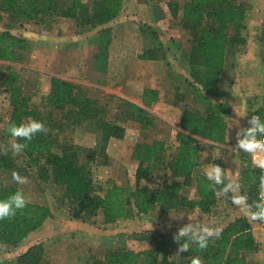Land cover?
I'll return each instance as SVG.
<instances>
[{"label": "rangeland", "instance_id": "374dc122", "mask_svg": "<svg viewBox=\"0 0 264 264\" xmlns=\"http://www.w3.org/2000/svg\"><path fill=\"white\" fill-rule=\"evenodd\" d=\"M94 1L96 0H83L90 7ZM188 1L125 0L127 8L123 9L118 17L124 19L129 16L130 24L124 25L119 20L114 26L109 23L96 29L83 26L72 19L59 17L48 19L44 24L22 20L12 21L0 10V32L10 31L24 37L31 44L22 63L0 62V65L12 67L19 72L22 91L24 95L31 98L32 108L40 109L46 116L49 115L47 112L52 114L48 120L49 133L59 139L57 151L62 145H73L79 149L78 163L86 166V170L90 172L95 183L102 186L104 190L115 184L135 189L138 163L132 159V150L139 136L132 134L131 137L134 138L127 139L128 141L123 139L109 143L105 150L106 160L103 156L96 155L94 162H88V153L91 149L97 151L103 149V146L98 144L99 132L88 123L78 127L60 125L61 114L55 111L52 113V108L47 107L45 102V98L50 93V79L57 77L80 87L88 96L98 100L100 105L108 107L109 114L106 117L113 121L114 115L123 103L122 95L129 91L138 93L141 87L151 85L152 83L145 78L149 74L154 76L165 74L164 81L161 82V79H158V82L155 80L154 83H162L166 103L179 105L180 110L187 105L192 109L204 111L205 100L200 97V94L213 98V101L216 98L214 95L206 94L208 92L198 83L196 72L184 59L187 58L190 50L191 35L181 27L180 21L183 7ZM237 1L244 4L247 9V26L244 31L246 40L253 43L256 38H261L260 42L264 43V0ZM137 5L143 8L140 10L136 8ZM143 24L152 27L159 37L158 40L163 44L160 51L164 53V60L161 62L165 66L173 67L169 70V74L166 73L167 70L162 71L160 66L149 69L152 64L149 62L145 64L138 57L139 54L136 56L140 48L143 46L144 49L152 40L150 33L146 36L141 35ZM107 29L112 31V42L114 39L118 42L113 47L112 69L109 74H103L94 68V56L98 46L96 39L101 31ZM132 40L136 43L135 45L124 44ZM238 47L241 51H235L236 49L230 51L227 71L222 76L219 74L217 82L220 91L225 93L223 101L229 103L230 107L235 106V113L238 116L241 113L245 116L240 118L235 114L234 117L230 111L225 119L228 123L229 119H238L240 127L247 128L250 127L247 123L248 119L259 109H264V64L261 63L260 58H252L248 46ZM128 53L131 54V64L128 62V69L131 67V70H128L129 77L123 78L122 58L125 54L128 56ZM141 73L143 76L140 75ZM198 75L201 79L206 77L203 70H198ZM182 76H187L186 81L189 82L184 83ZM196 89H200L202 93L199 94ZM181 90L184 91L185 97L179 98V102L176 103L173 100L178 98L176 93L180 94ZM10 111L8 97L4 94L0 95V152H11L16 163L26 168L27 173L18 174L25 179V183L20 184L13 180L15 172L0 169V182L7 187L20 189L29 202L48 206L51 217L42 228L29 235L19 247L0 246V264H17L16 259L19 255L38 244H41L44 249V259L47 264H98L97 262L104 260L109 251L142 252L151 249L155 247L156 237H175L178 230L189 222L219 229L221 232L239 218L247 219L255 227L256 232L258 250L247 255V264H264V223H259L258 220L253 221L248 212L242 211L241 206L233 202L241 196L245 197L244 195L248 193L246 191L244 194L245 190L239 183V177L243 161H248L250 157L249 153L242 152L237 147V128L229 129L230 138L224 146L199 142L202 152L201 164L195 175L206 173L213 165H218L223 170V183L218 193V204L210 214H205L199 209L178 210L170 213L156 210L147 215H138L134 212L129 218L108 224L104 221L102 214L87 213L82 218L74 219L76 206L65 197L63 188L51 182L40 181L36 169L30 167L21 154L13 153L11 149L13 142L1 136ZM178 117L177 113L175 119H172L173 124L158 126L156 132L158 137L166 140L167 156L176 152ZM244 153L248 156L246 154L244 156ZM150 168L153 179L147 183V186H161L164 172L159 173V167L155 164ZM169 179L172 181L171 178ZM227 183L239 184V189L225 194L222 189ZM104 192L102 195L105 194ZM183 193L191 199H197L194 187H186ZM179 243L182 244V242ZM189 247L193 249L195 244H190ZM173 250V258L179 261L181 254L178 251L179 247ZM188 257L191 264L194 258L193 253L188 252L187 259Z\"/></svg>", "mask_w": 264, "mask_h": 264}, {"label": "trees", "instance_id": "16d2710c", "mask_svg": "<svg viewBox=\"0 0 264 264\" xmlns=\"http://www.w3.org/2000/svg\"><path fill=\"white\" fill-rule=\"evenodd\" d=\"M125 0H96L92 7L83 0H0V10L12 21L47 23V20L59 17L80 22L83 26L96 29L107 25L118 18L124 9ZM246 6L237 0H189L183 7L181 27L191 35V52L189 66L196 72L198 83L206 94L196 89L205 100L204 111L185 107L182 114L181 128L177 134V147L173 155H166V142L155 140L150 144L140 143L133 148L132 159L138 163L135 189L113 185L107 190L98 186L86 166L80 165L79 149L73 145L59 146V139L49 133L50 115L46 116L38 108L31 107V98L24 95L21 88V76L12 67L0 65V95L8 97L11 111L3 125L1 136L13 143L14 140L7 131L10 123L17 125L37 120L44 124L46 132L36 134L27 146L19 153L35 168L42 182H51L63 188L65 197L76 206L74 219L82 218L87 213L102 214L106 223H115L135 214L147 215L153 211L170 213L178 210L199 209L210 214L217 206L219 190L222 185L207 179L205 174L195 175L200 164L201 150L199 136L214 143L226 142L225 117L230 114L229 103L223 101L225 93L220 91L218 76L226 69L227 56L233 49L246 44L244 31L247 26ZM141 32L146 36L150 33L152 40L146 44L143 60L164 59L160 51L162 43L158 40L152 27L143 24ZM112 31H101L96 39L97 51L94 56V68L103 74L107 73L109 50L112 43ZM145 41V39H144ZM31 44L24 37L10 31L0 32V62L22 63L25 60ZM161 52V54H160ZM198 70L205 71L206 77L199 78ZM50 93L45 98L51 112L61 114L60 125L78 127L85 123L94 126L99 132L98 144L103 149H91L88 162H94L96 155L107 159L106 146L111 139L122 140L126 135L123 122L131 120L139 124L143 131L154 126L152 117L143 109L123 100L114 121L107 119L109 109L100 105L72 82L53 77L50 79ZM159 91L145 89L143 104L151 108L159 101ZM253 115L264 120V109H259ZM116 121V122H115ZM52 123V121H50ZM60 138V137H59ZM9 151L0 152V169L17 174L27 173L26 168L18 165ZM248 156L244 153V156ZM249 160L243 161L239 183L248 191L247 204L255 211V204L260 203V191L264 187V170L253 166L251 154ZM159 167L158 172H164L162 185L147 186L153 179L152 165ZM169 172V173H168ZM172 181H170V179ZM169 179V180H168ZM186 187H194L196 198L191 199L183 192ZM17 191L16 187H7L0 182V199H6ZM105 191V192H104ZM105 193L102 195V193ZM24 194V193H23ZM25 196V195H24ZM51 217L48 206L27 201L23 210L16 215L0 221V246L17 248L32 233L37 232ZM259 223L264 221L258 220ZM219 237L213 236L206 249L197 245L187 252H181L179 261L173 258L174 250L186 243V238L175 240L169 236L155 238V247L137 252L134 250L109 251L104 260L98 264H189L188 252L200 258L202 264H247V255L258 250V244L253 234L251 224L245 218H239L219 232ZM17 264H47L44 259V249L41 244L30 247L16 259Z\"/></svg>", "mask_w": 264, "mask_h": 264}, {"label": "clouds", "instance_id": "9594fccd", "mask_svg": "<svg viewBox=\"0 0 264 264\" xmlns=\"http://www.w3.org/2000/svg\"><path fill=\"white\" fill-rule=\"evenodd\" d=\"M236 114V113H235ZM237 117H245L243 113ZM247 123L250 127L242 128L238 119H229L228 130L230 128H237L236 139L237 147L242 152L256 153L264 152V139H258V137H264V120L258 115H252L248 119ZM8 133L14 140H22L25 143L16 142L11 144V149L14 154L21 153L27 146L26 142H30L33 137L42 132H46L44 124L37 120H29L27 123H21L17 125L15 122L9 124L7 128ZM260 166L264 168V161H261ZM223 170L218 165H213L206 172V177L210 181H214L216 185L223 183ZM13 180L17 183H25V179L18 174H13ZM264 183V182H262ZM239 189V184L227 183L222 191L228 193ZM235 204L241 206L242 211H246L250 214L253 221H264V203L255 204V211L251 210V206L247 204L246 197H239L233 201ZM27 205V200L22 191H17L6 199H0V221L13 217L17 211L23 210ZM219 229H212L207 226L189 222L178 230V234L174 237L177 241L181 238H186L187 242L180 244L179 252H187L190 244H195L199 249L203 250L208 247L209 240L214 235L219 237ZM191 264H202V261L198 257L192 258Z\"/></svg>", "mask_w": 264, "mask_h": 264}, {"label": "crops", "instance_id": "0c3cea01", "mask_svg": "<svg viewBox=\"0 0 264 264\" xmlns=\"http://www.w3.org/2000/svg\"><path fill=\"white\" fill-rule=\"evenodd\" d=\"M136 7V6H135ZM126 8H127V6H126V4H125V6H124V10H126ZM129 9H130V7H128ZM136 8H138V9H142L143 7L140 5H137V7ZM134 9V8H133ZM125 12V11H124ZM120 17H118L117 19H115L114 21H112L111 23H112V26H114V24H117L118 22H119V20L122 22V24H130V17L128 16V17H126V18H122V19H119ZM129 20V21H128ZM128 21V22H127ZM129 26V25H128ZM141 32V31H140ZM141 35H143L142 34V32H141ZM260 39L261 38H259V39H255V40H253V43H251V41H247L246 42V46H248V51H249V53H250V55H252V58H255L256 59V57H258V59L260 58L261 59V63L262 64H264V43L263 42H260ZM264 40V39H263ZM116 42H118V41H115V39H114V42H112L111 43V45H110V52H109V62H108V69H107V74H109L110 73V71H111V69H112V61H113V55H114V53H113V47L117 44ZM125 42V41H124ZM124 44H127V45H129V46H131V45H135L136 43L132 40V41H127V42H125ZM245 45H243V46H245ZM144 49H145V47H144ZM144 49H143V46L140 48V50L138 51V53L136 54V56L139 54V58H140V56L143 54V51H144ZM142 50V51H141ZM235 51H241L240 50V47L238 48V49H236ZM247 51V50H246ZM190 52H191V46H190V50H189V53H188V56H187V58H184V59H186L187 60V62H188V65H189V55H190ZM130 53V52H129ZM128 53V54H129ZM230 55H228L227 56V63H228V61H229V59H228V57H229ZM237 58H238V56H237ZM141 59V58H140ZM122 60H123V63H122V68H123V73H124V77L123 78H126V77H129V75H130V73H129V71L128 70H131V67L128 69V62H129V64H131V54H129L128 56H127V54H125V56L122 58ZM143 62H145V64L147 63V62H149L150 64H152L150 67H149V69H152L153 67L155 68V67H158V66H160V67H162V71L163 70H167L166 71V73L167 74H169L170 73V71L169 70H171L173 67H169V65L167 66H165V65H163V63L161 62V61H163L164 59H159V60H154V61H152V60H143V59H141ZM151 61V62H150ZM114 62V61H113ZM161 63H162V65H161ZM226 63V69H225V71L224 72H222L221 73V76H222V74L223 73H225L226 71H227V66H228V64ZM158 64V65H157ZM146 67L148 68V66L146 65ZM263 68V67H262ZM142 72V71H141ZM155 74V73H154ZM163 74H164V72H163ZM140 75H142L143 76V73H141ZM165 75V74H164ZM164 75H162V76H159V74L158 75H151V74H149V75H146L145 76V78H146V80L147 81H150V83H152L151 85H149V86H145V87H141L140 89H139V91H138V93L137 92H131V91H129V92H125L123 95H122V97L124 98L123 100H125V101H127V102H129V103H132V104H134V105H137L138 107H140L141 109H143L145 112H147L151 117H152V119H153V121H154V126L151 128V129H149V130H146V131H143L141 128H140V126H139V124H137V123H135V122H133V121H131V120H127V121H124L123 122V126L126 128V135H125V138H124V140H126V141H128V140H130V139H133L134 137H131V135L132 134H134V135H138L139 136V140L136 142V144H135V146L137 145V144H140V143H146V144H150V143H152V142H154L155 140H162V141H166L165 139H163V138H160V137H158V135L156 134V132L158 131V126H161V125H163V124H173V121H172V119H175V117H176V115H177V113H178V115H179V117H178V119H177V121H176V124H177V128H176V137H177V134H178V132L179 131H182V128H181V120H182V114H183V110H184V108L185 107H188L187 105H185L183 108H181V110H180V108L176 105V104H173V105H171V104H168V103H166L165 102V96H164V88L162 87V80L164 81L165 80V78L164 77H166V76H164ZM182 78H183V80H185L184 81V83H186V82H189V81H186V80H188L187 79V76L186 77H183L182 76ZM222 78V77H221ZM158 79H161V84H155L154 82H155V80H157V82H158ZM127 81V80H126ZM129 81H131L130 79H129ZM134 83V82H133ZM181 84V83H180ZM179 84V86H181ZM177 86V85H176ZM178 87V86H177ZM145 89H155V90H157V91H159V101L157 102V103H155V104H153V106L151 107V108H148V107H146L144 104H143V92H144V90ZM180 92V94L179 93H176L177 94V97L178 98H176V99H174L173 101H175L176 103H178L179 101V98H184L185 97V93H184V91H179ZM90 97V96H89ZM189 108H191V107H189ZM192 109V108H191ZM179 112H180V114H179ZM235 112H236V109H235V106L233 107H231V114H232V116L234 115V117H235ZM174 117V118H173ZM225 123H226V142L229 140V136H230V131L228 130V125H229V123L227 122V120H225ZM200 143L201 142H207V143H211V144H213V145H216V146H224V144H218V143H214V142H212V141H210V140H207V139H204V138H202V137H199V136H194ZM128 139V140H127ZM177 139V138H176ZM123 140V139H122ZM114 141H119L118 139H111V141H110V144L111 143H113ZM200 143H199V146H200ZM134 146V147H135ZM200 149V148H199ZM201 150V149H200ZM133 152V151H132ZM201 154H202V152H201ZM200 164H201V156H200ZM200 164H199V166H200ZM138 166V165H137ZM199 166L196 168V170L199 168ZM196 172V171H195ZM201 174H205L206 175V173H201ZM217 201H218V199H217ZM218 204V203H217ZM249 222V221H248ZM252 226V229H253V234H254V236H255V238H256V232H255V227H253V225H251Z\"/></svg>", "mask_w": 264, "mask_h": 264}, {"label": "built area", "instance_id": "2783aa9c", "mask_svg": "<svg viewBox=\"0 0 264 264\" xmlns=\"http://www.w3.org/2000/svg\"><path fill=\"white\" fill-rule=\"evenodd\" d=\"M258 139H264V137H258ZM251 154V161L253 166L256 168L264 170L260 166L261 161H264V152H256V153H250ZM260 203H264V187L260 191V197H259Z\"/></svg>", "mask_w": 264, "mask_h": 264}]
</instances>
